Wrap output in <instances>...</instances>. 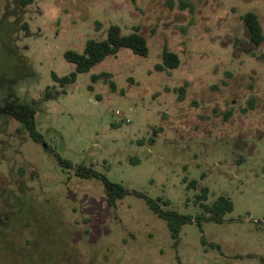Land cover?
I'll use <instances>...</instances> for the list:
<instances>
[{
    "label": "rangeland",
    "instance_id": "rangeland-1",
    "mask_svg": "<svg viewBox=\"0 0 264 264\" xmlns=\"http://www.w3.org/2000/svg\"><path fill=\"white\" fill-rule=\"evenodd\" d=\"M246 13L264 33V0H0V106H33L46 146L0 117V264H264V42ZM111 26L149 55L53 80ZM165 48L177 69H156ZM92 173L126 192L115 207ZM220 196L233 211L206 220ZM148 200L184 220L176 239Z\"/></svg>",
    "mask_w": 264,
    "mask_h": 264
},
{
    "label": "trees",
    "instance_id": "trees-1",
    "mask_svg": "<svg viewBox=\"0 0 264 264\" xmlns=\"http://www.w3.org/2000/svg\"><path fill=\"white\" fill-rule=\"evenodd\" d=\"M31 2L32 0H21L23 6H27ZM243 20L250 33L252 42L258 46L261 45L264 42V33L257 15L254 13H246L243 16ZM123 49H128L140 57H147L149 55L147 40L139 32L138 28L128 35H123L119 26H111L108 30L106 39L100 41L94 39L88 40L82 53L74 51L66 52L65 59L75 66V71L70 75L62 77L53 73L52 78L55 82L60 84L61 87L73 84L76 82L79 74L89 72L95 65L110 56H116ZM179 66L180 60L178 56L165 48L162 54V64L157 65L156 69L158 71H169L177 69ZM101 79L104 82L109 83L112 90L115 89L114 82L109 81L111 79L110 74L102 73L92 76L93 83H97ZM179 91L181 94H184L183 88ZM36 113L37 110L33 106L21 102L18 99H13L0 106V117L8 116L18 121L28 131L30 137L35 142L41 143L45 146L42 137L35 129ZM60 163L62 164V162ZM77 175L80 177H87L85 171L82 172L81 170L77 172ZM92 175L104 182L108 205L115 207L116 202L126 195V192L121 187L107 181L105 177H101L95 173H92ZM196 184L197 181L190 182L192 188L196 187ZM136 195L140 197L139 194L136 193ZM207 197L208 189L202 188L201 194L197 197V201L200 203L206 200ZM148 204L158 217L167 222L172 236L176 239L184 220L174 212L161 211L159 205L150 200H148ZM204 208L211 215L210 217L205 218L206 220L219 222L221 221L223 214L233 211V202L228 197L220 196L212 204L204 206Z\"/></svg>",
    "mask_w": 264,
    "mask_h": 264
}]
</instances>
